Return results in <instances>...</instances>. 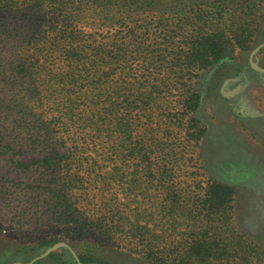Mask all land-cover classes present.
I'll return each mask as SVG.
<instances>
[{
	"label": "rangeland",
	"instance_id": "obj_1",
	"mask_svg": "<svg viewBox=\"0 0 264 264\" xmlns=\"http://www.w3.org/2000/svg\"><path fill=\"white\" fill-rule=\"evenodd\" d=\"M232 1L202 4L203 11L213 13L206 28L221 25L217 17ZM238 7L237 23L229 32L244 47L238 46L224 64L203 70L184 60L191 29L173 25L163 29L149 23L130 28L126 36L115 27L70 26L52 17L65 32L75 30L87 44L82 61H69L68 52L75 53L77 43L55 47L41 38L52 36L49 19L3 16L0 56L20 69L38 72L40 85L48 75L58 80L47 87L55 91V98L43 103L27 95L31 91L25 83L14 92L8 90L6 101L14 99L12 104L30 115H6L0 122V264H61L47 259L51 253L62 260L72 255L77 264H88L81 260L83 254L94 264H151L141 237L108 242L100 234L98 217L83 213L87 209L104 215L111 206L130 216L128 228L142 225L150 229L148 235L155 233L159 255L167 261L264 264V71L250 63L252 50L264 42V0H234V8ZM226 17L225 13L224 25ZM123 44L126 59L110 71L128 98L127 137L142 141L140 158L127 157L125 178L116 162L103 165L107 156L101 148H108L107 143L90 140L89 120L94 109L105 110L103 103L98 98L99 106H88L85 98L69 103L60 82L61 75L77 74L76 89L91 97L92 91L85 90L89 86L85 65L100 59L94 49H116L120 55ZM253 62L264 68V47ZM198 94L201 106L195 118H189L185 108L193 106ZM72 118L77 122L64 128L65 120ZM88 154L103 165L102 173L111 175L110 191L88 193L86 188L82 193L78 187L77 165ZM137 172L155 178L148 187L132 186ZM217 182L236 192L231 202L211 208L205 199ZM215 194L225 197L220 189ZM51 241L54 244L43 245ZM169 252L171 258L166 257Z\"/></svg>",
	"mask_w": 264,
	"mask_h": 264
},
{
	"label": "trees",
	"instance_id": "obj_2",
	"mask_svg": "<svg viewBox=\"0 0 264 264\" xmlns=\"http://www.w3.org/2000/svg\"><path fill=\"white\" fill-rule=\"evenodd\" d=\"M205 1L206 0H0V21H3L4 26L3 16L5 14H20L33 20L41 17L49 19L48 22L52 36L50 39H46L40 32L43 36L41 38H44L55 47H59L63 42H66L67 45L77 43V49H73L75 53H71V51L68 52L67 60L69 61H82L87 44L85 45L84 38L77 35L75 30L73 31L70 29L65 32L61 26L55 23V20L51 19L52 17H60L67 21L70 26H89L96 29L115 27L124 30L125 35L129 32L130 28L144 27L149 23H156L158 28L160 27L163 29L167 27L166 25H173L175 28L179 27L180 30L191 29L193 36L187 41L184 60L189 66H194L197 70H203L211 68L217 63L224 64L225 59L233 57L238 46L244 47V43L240 41V38L237 37V41L235 42L234 37L230 35L232 28L235 23H237V11L239 9V7L234 8V0L230 7L225 5V8L221 10V16L219 15L217 17L221 25H218L217 28H206L210 16H213V13H206L201 9ZM225 13L228 15L226 20L229 24L226 23L224 25L222 16L225 15ZM197 23L200 26L196 30L193 26ZM3 26L0 25V28ZM51 26L53 28H51ZM182 32L183 31L177 33V35H182ZM120 33L122 32L120 31ZM123 46L120 55L116 54V49H111L109 51H107V49H94L95 54H99L100 59H93L92 66L90 67L85 65L87 72L85 78L89 80V86L85 90L92 91L91 97L83 90L76 89V84L78 83L76 78L77 74L70 76L61 75L60 82H62L61 88L64 91V96L67 97L66 101L69 103L84 98L86 100L85 102H88V106L90 107L92 105L99 106V101L103 103L105 110L99 111V109H94V114L89 120L90 140H94L96 143H107L108 148H101V150L106 149L104 150V155L107 156V164L103 165L109 167L111 162H116L117 166L120 168L121 177L125 178L128 174L125 163L127 160H130L127 157L133 155L134 158H140L139 153L142 148V141H131L127 137L128 131H126L125 128H127L128 98L125 97L124 91L117 87V83L114 80L115 74L110 71L115 63H123L125 61L127 47H125L124 44ZM0 61V87L2 86L0 89V122H2L1 120H3L6 115H8V117L16 114L30 115V112L26 113L23 111L24 109L20 110L18 106L12 104L15 103L14 99H11V102L6 101L8 90L14 92V90H17L16 87L18 88L23 83L30 88L29 91L31 92L27 95L35 96L36 99H39L42 103L45 102L48 97L55 98V91L47 87L50 86L51 82L54 80H58L56 75H48L43 83L45 87H42L43 85L39 84V79L37 77L38 72L30 71L28 68L20 69L18 65L15 66L11 61L7 60L5 55L0 56ZM20 73L22 74L20 75ZM81 74L83 75V73H80V75ZM96 98H98L99 101H97ZM200 98L201 95L198 99H195L193 106L185 108V115L187 117L195 118V111L201 106ZM68 106H71V104H68ZM27 121L30 123L31 120H26V122ZM72 122L76 123L77 120L74 118L65 120L64 128H67ZM52 123L56 127L60 124L56 121ZM97 154H99V152ZM96 165L97 168H95ZM103 165H98L97 161L89 154L85 157V160H80L77 166L81 172L79 171V173L74 176V180L78 184V187L82 188V193L86 191V188L90 189L87 191L88 193L96 191L97 189H107V191H110V186L113 184L112 177L109 174L102 173L101 170H103ZM152 170L153 169H151V171ZM154 178V175L149 176L146 172L142 175L137 172L131 179V185L135 187H148L147 185H149V182L154 180ZM74 180H71V182ZM216 189L223 191L225 197L216 195ZM235 192V188L231 185L224 182H217L213 184L210 191L207 192L208 197L205 199V202L208 203L211 208L216 205H226L227 202L233 200ZM228 206L230 207V203H228ZM83 210L85 215L88 214L86 215L87 218L98 217L101 221L98 229L101 235L108 237V242H114V240L119 239L122 240L128 236L141 237L142 243L146 241L144 245L145 254L149 256L151 264H184L183 261L171 262L160 256L158 240L155 237L156 234L153 233L152 235H148L150 229L144 228L146 226L142 225L135 224L128 228L130 225V216L123 215L122 212L119 211L120 209L111 206L108 212L106 211L104 215L99 216L87 209ZM54 242L55 241H51L43 245L45 246L46 244L50 246L54 244ZM98 243L104 244L103 241ZM100 248L103 249V247ZM189 250H192V247H190ZM103 254H106V252ZM168 255L169 256L166 257L171 258V252H169ZM93 257L94 256H92V258ZM102 257H99L100 260H102ZM52 258L61 264H77L72 255H70V259L62 260L56 254L51 253L47 259L50 260ZM80 258L83 262L88 264H94L95 262L88 255H80ZM41 263L42 262H38L36 264Z\"/></svg>",
	"mask_w": 264,
	"mask_h": 264
},
{
	"label": "water",
	"instance_id": "obj_3",
	"mask_svg": "<svg viewBox=\"0 0 264 264\" xmlns=\"http://www.w3.org/2000/svg\"><path fill=\"white\" fill-rule=\"evenodd\" d=\"M262 47H264V42L260 43L259 45H257V46L252 50V52H251V54H250V63H251V65H252V67H254V68L258 69V70H262V71H264V68H262V67H256V66H254V64H253V63H254V62H253L254 54H255L259 49H261ZM72 252H73L74 255L77 257V255L75 254V252H74L73 250H72ZM46 254H47V253H46ZM46 254L40 256L39 258L45 256Z\"/></svg>",
	"mask_w": 264,
	"mask_h": 264
}]
</instances>
